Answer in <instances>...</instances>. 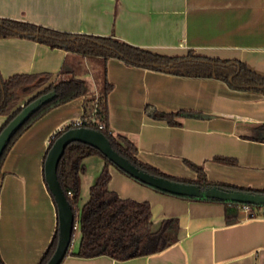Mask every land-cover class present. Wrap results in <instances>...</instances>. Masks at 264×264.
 <instances>
[{
    "label": "crops",
    "instance_id": "obj_1",
    "mask_svg": "<svg viewBox=\"0 0 264 264\" xmlns=\"http://www.w3.org/2000/svg\"><path fill=\"white\" fill-rule=\"evenodd\" d=\"M0 18L111 37L166 56L192 52L236 60L264 75V0H0ZM64 66L84 80H92L97 70L94 61L63 48L19 36L0 38L3 79L49 73L61 80ZM106 68L112 85L107 96L110 130L136 145L138 160L169 176L194 180L186 159L202 165L209 181L264 190V142L243 137L264 123V95L235 90L216 79L131 66L117 58H109ZM96 98L93 89H86L84 95L50 109L6 154L0 189L3 264H39L52 242L57 209L44 180V157L52 135L80 118L84 109L90 114ZM146 105L203 116L183 117L179 126H171L152 119ZM6 120L0 116V129ZM216 156L232 158L236 165L212 160ZM109 171V188L120 198L147 201L154 224L177 218L178 240L160 252L129 260L67 254L61 264H264V207L252 208L250 214L240 209L238 219L227 223L223 202L170 195L113 165Z\"/></svg>",
    "mask_w": 264,
    "mask_h": 264
},
{
    "label": "trees",
    "instance_id": "obj_2",
    "mask_svg": "<svg viewBox=\"0 0 264 264\" xmlns=\"http://www.w3.org/2000/svg\"><path fill=\"white\" fill-rule=\"evenodd\" d=\"M11 36L34 39L51 47L63 48L97 64L94 80L98 81L100 88L94 101V114L90 116L84 109L80 126H75L71 122L57 130L50 138L47 151L64 131L76 127H87L102 132L117 153L139 169L152 175L178 182L193 183L202 188L217 186L223 189L264 194V190L209 181L202 165L186 159L183 160V163L196 174V178L189 180L169 176L138 160L136 145L124 135L112 134L108 123L107 96L112 89V85L107 79L106 64L109 58H117L131 66L144 67L175 76L216 79L223 81L232 89L264 95V75L251 71L245 63L198 56L192 52H188L185 56H166L143 50L138 46L111 37L64 33L33 23L0 18V38ZM59 74L60 76L65 75V78L57 82L52 81L54 75L49 73L14 75L7 79H3L0 75V116L7 117L5 124L20 111L23 104L44 93L50 91L55 93L49 102L30 116L8 142L0 157V189L4 176V173L1 172L2 162L18 137L50 109L86 93L85 80L79 78L75 70L67 69L64 66ZM28 93L32 94L31 98L27 101L22 100L23 95ZM146 113L152 119L164 121L171 126H179L181 123L179 119L183 117L203 116L200 113L185 110L161 112L152 105H146ZM92 117L94 122H91ZM243 137L264 142V123L254 127L253 135H243ZM90 156L102 158L103 167L96 181L90 187L88 200L80 209H77L80 175L86 169L83 160ZM212 160L227 165H236V161L228 157L216 156ZM111 165L112 163L97 149L83 143L74 142L65 148L58 164L57 174L60 185L77 217L79 234L76 246L68 254L85 258L105 255L115 260L124 261L160 252L174 244L178 240V219L168 218L154 224L151 219L150 204L147 201L120 198L116 192L109 188L111 178L109 166ZM224 206L226 222H235L242 205L224 203ZM56 240L57 228L52 242L44 252L39 264H45L49 259ZM0 264H3L1 260Z\"/></svg>",
    "mask_w": 264,
    "mask_h": 264
},
{
    "label": "water",
    "instance_id": "obj_3",
    "mask_svg": "<svg viewBox=\"0 0 264 264\" xmlns=\"http://www.w3.org/2000/svg\"><path fill=\"white\" fill-rule=\"evenodd\" d=\"M54 95V91H50L23 104L20 111L5 124L0 130V157L14 133L34 112L49 102ZM74 142L83 143L97 149L113 166L133 179L160 192L190 199L264 207V194L261 193L223 189L217 186L202 188L193 183L178 182L152 175L139 169L117 153L102 132L87 127L71 128L55 139L43 161L44 180L57 209V240L54 250L45 264H61L71 248L75 215L73 207L60 185L57 168L65 148Z\"/></svg>",
    "mask_w": 264,
    "mask_h": 264
},
{
    "label": "rangeland",
    "instance_id": "obj_4",
    "mask_svg": "<svg viewBox=\"0 0 264 264\" xmlns=\"http://www.w3.org/2000/svg\"><path fill=\"white\" fill-rule=\"evenodd\" d=\"M86 66L84 64V68L86 69ZM89 66V64H88ZM96 74V71H94L92 73L93 78L91 80V77L88 76L85 78V83H86V89H93V94L97 93L98 96V91L100 88V85L98 83V81L94 80V75ZM60 80V77H53L52 81L57 82ZM94 82V84H93ZM94 85H95V89H94ZM32 94L28 93L23 95L22 100L27 101L29 98H31ZM91 105V104H90ZM93 107V104H92ZM91 107V108H92ZM83 163L86 166V172L85 174H81L80 175V192H79V201L77 203L78 208L80 209L81 206L88 200V196H89V190H90V186L92 185V182L94 180V175L98 172V170H100V168L102 167L103 164V159L98 157V156H90V157H86L83 160ZM133 179V178H132ZM252 208H256V206L251 205ZM79 239V234L78 231L76 229L75 231V235H74V241H78Z\"/></svg>",
    "mask_w": 264,
    "mask_h": 264
},
{
    "label": "built area",
    "instance_id": "obj_5",
    "mask_svg": "<svg viewBox=\"0 0 264 264\" xmlns=\"http://www.w3.org/2000/svg\"><path fill=\"white\" fill-rule=\"evenodd\" d=\"M95 110H94V105H93V109L90 113V116H92L94 114ZM73 123L75 126H80V124L82 123V117L78 118V119H75L73 121H70L69 123ZM91 122H94V118L92 117L91 119ZM68 124V123H67ZM242 206L240 207L241 211H243L244 213L246 214H250L251 213V209H252V206L251 205H243L241 204ZM77 229V222L74 221V226H73V233H72V239H71V246L74 242V235H75V231Z\"/></svg>",
    "mask_w": 264,
    "mask_h": 264
}]
</instances>
